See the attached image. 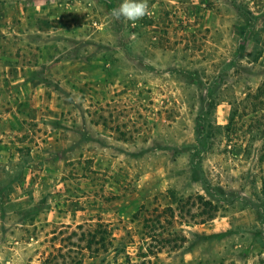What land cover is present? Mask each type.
<instances>
[{
	"label": "rangeland",
	"instance_id": "rangeland-1",
	"mask_svg": "<svg viewBox=\"0 0 264 264\" xmlns=\"http://www.w3.org/2000/svg\"><path fill=\"white\" fill-rule=\"evenodd\" d=\"M121 3L0 0V264H264V0Z\"/></svg>",
	"mask_w": 264,
	"mask_h": 264
},
{
	"label": "trees",
	"instance_id": "trees-1",
	"mask_svg": "<svg viewBox=\"0 0 264 264\" xmlns=\"http://www.w3.org/2000/svg\"><path fill=\"white\" fill-rule=\"evenodd\" d=\"M263 101H264V80L258 86L256 90V94H254L251 97L246 98V101H244L245 103H248L247 106L244 108V111L246 112L247 108H249L250 114L251 113L256 114L260 110L262 109L264 110ZM238 110L239 109L237 108V106L232 107L229 122L226 126V129L228 131L231 130V128L233 127L234 116L236 115ZM259 124L260 123H257V125ZM262 147H263L262 151L264 152V141L262 142ZM262 184L264 188V183L262 182ZM202 204L206 205L208 203L204 202ZM207 206H210V205L208 204ZM169 211H172V209H169ZM165 212L166 210L163 209L162 211L159 212V215ZM209 214L210 216L208 217V219H212L213 214L212 213H209ZM171 215L173 214L171 213ZM76 228L79 230V232L72 231L71 233L77 237L78 243L83 242V249H86L92 255H97L100 252L106 253L112 247L113 242L115 240L114 237L112 236L111 230H109L107 226L103 224L102 222H96L93 227H88L86 229H83V226L81 225L76 226ZM153 233H155V231H153ZM153 233L151 237L155 238V235ZM169 234L170 233H166V235H169ZM161 236H162V233H159V237ZM77 264H81V261L79 259L77 261Z\"/></svg>",
	"mask_w": 264,
	"mask_h": 264
},
{
	"label": "clouds",
	"instance_id": "clouds-1",
	"mask_svg": "<svg viewBox=\"0 0 264 264\" xmlns=\"http://www.w3.org/2000/svg\"><path fill=\"white\" fill-rule=\"evenodd\" d=\"M148 0H122L118 7L112 9L110 15L117 20L124 19L135 22L150 15Z\"/></svg>",
	"mask_w": 264,
	"mask_h": 264
}]
</instances>
